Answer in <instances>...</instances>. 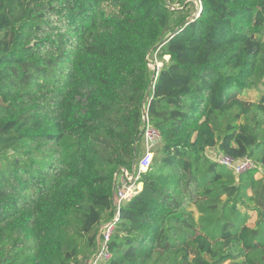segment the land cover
Here are the masks:
<instances>
[{"label":"trees","instance_id":"16d2710c","mask_svg":"<svg viewBox=\"0 0 264 264\" xmlns=\"http://www.w3.org/2000/svg\"><path fill=\"white\" fill-rule=\"evenodd\" d=\"M201 1L0 0V264H87L144 106L103 264H264V0Z\"/></svg>","mask_w":264,"mask_h":264},{"label":"built area","instance_id":"2783aa9c","mask_svg":"<svg viewBox=\"0 0 264 264\" xmlns=\"http://www.w3.org/2000/svg\"><path fill=\"white\" fill-rule=\"evenodd\" d=\"M196 3V13L199 15L202 9V1L194 0ZM144 119L145 125L142 132V139L144 141V149L141 152V156L138 160V168L133 171L123 169L122 173L118 177L116 184V192L114 195L115 203V215L113 219L103 223L98 232V247L95 251L90 264H103L104 262L112 258V252L110 250V240L116 227V221L120 215V209L124 202L130 200L139 190L141 172L150 168L153 163L155 148L161 141L160 131L154 127L149 120L147 107L144 106ZM213 159L219 164L227 166L233 169L237 174L243 173L247 170H251L255 167L254 162L250 158H244L242 160H236L234 157L218 152Z\"/></svg>","mask_w":264,"mask_h":264},{"label":"rangeland","instance_id":"374dc122","mask_svg":"<svg viewBox=\"0 0 264 264\" xmlns=\"http://www.w3.org/2000/svg\"><path fill=\"white\" fill-rule=\"evenodd\" d=\"M180 1L181 0H175V2H176V5L180 8V7H182V3H180ZM186 1V4L187 3H189V6L186 8V10L185 11H187L188 13H189V15L190 16H197L198 14L196 13V3H195V1L194 0H185ZM151 65V67L153 68V69H160V67L163 65L162 63H159V62H156V63H151L150 64ZM262 91H264V87L263 86H259L258 88H257V90H250V91H248L247 93H245V96L246 97H248L250 100H252V101H256V100H258V98H259V96H260V93L262 92ZM142 141V140H141ZM141 141L139 142V144H138V160H139V158H140V156H141V152H142V150H143V148H142V143H141ZM155 153H156V151H154ZM261 174V172H257L256 173V175L257 176H259ZM254 221H255V217H254V214L252 213L251 214V218L249 219V223L250 224H253L254 223Z\"/></svg>","mask_w":264,"mask_h":264},{"label":"crops","instance_id":"0c3cea01","mask_svg":"<svg viewBox=\"0 0 264 264\" xmlns=\"http://www.w3.org/2000/svg\"><path fill=\"white\" fill-rule=\"evenodd\" d=\"M141 140H142V141H141V143H142V148L144 149V141H143V139H141ZM218 152H220L218 149H216V148H215V149H212L211 151H209V153H210V157L213 159V157H214ZM142 187H143V184L140 183L139 190H141ZM93 255H94V254H93ZM93 255L89 258L87 264H90V262H91V260H92V258H93Z\"/></svg>","mask_w":264,"mask_h":264},{"label":"water","instance_id":"95a60500","mask_svg":"<svg viewBox=\"0 0 264 264\" xmlns=\"http://www.w3.org/2000/svg\"><path fill=\"white\" fill-rule=\"evenodd\" d=\"M193 17H195V16H193ZM156 75H157V73H156Z\"/></svg>","mask_w":264,"mask_h":264}]
</instances>
